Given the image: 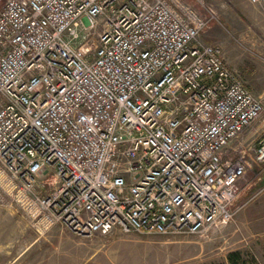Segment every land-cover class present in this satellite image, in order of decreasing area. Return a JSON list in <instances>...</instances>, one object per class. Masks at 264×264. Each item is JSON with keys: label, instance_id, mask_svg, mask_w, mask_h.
<instances>
[{"label": "built area", "instance_id": "2783aa9c", "mask_svg": "<svg viewBox=\"0 0 264 264\" xmlns=\"http://www.w3.org/2000/svg\"><path fill=\"white\" fill-rule=\"evenodd\" d=\"M213 17L204 0H0L2 190L79 235L231 220L264 167V124L244 134L264 105L199 38Z\"/></svg>", "mask_w": 264, "mask_h": 264}, {"label": "rangeland", "instance_id": "374dc122", "mask_svg": "<svg viewBox=\"0 0 264 264\" xmlns=\"http://www.w3.org/2000/svg\"><path fill=\"white\" fill-rule=\"evenodd\" d=\"M204 3L214 17L199 38L220 46L225 63L264 105V2ZM261 124L264 110L245 136ZM256 139L251 136L250 147ZM232 209L231 220L200 234L79 235L58 223L40 227L0 187V264H228L231 251L264 264V167L254 165L239 181Z\"/></svg>", "mask_w": 264, "mask_h": 264}, {"label": "trees", "instance_id": "16d2710c", "mask_svg": "<svg viewBox=\"0 0 264 264\" xmlns=\"http://www.w3.org/2000/svg\"><path fill=\"white\" fill-rule=\"evenodd\" d=\"M228 264H257L255 261H247L243 259L239 251H231L227 254Z\"/></svg>", "mask_w": 264, "mask_h": 264}, {"label": "crops", "instance_id": "0c3cea01", "mask_svg": "<svg viewBox=\"0 0 264 264\" xmlns=\"http://www.w3.org/2000/svg\"><path fill=\"white\" fill-rule=\"evenodd\" d=\"M259 19L262 21V25L264 26V12L260 15Z\"/></svg>", "mask_w": 264, "mask_h": 264}]
</instances>
